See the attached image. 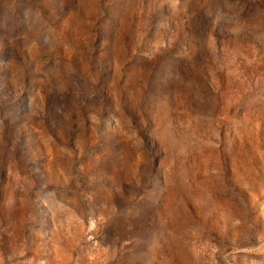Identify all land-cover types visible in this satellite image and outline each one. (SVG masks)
<instances>
[{
  "label": "rangeland",
  "instance_id": "obj_1",
  "mask_svg": "<svg viewBox=\"0 0 264 264\" xmlns=\"http://www.w3.org/2000/svg\"><path fill=\"white\" fill-rule=\"evenodd\" d=\"M0 264H264V0H0Z\"/></svg>",
  "mask_w": 264,
  "mask_h": 264
}]
</instances>
